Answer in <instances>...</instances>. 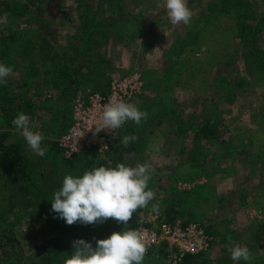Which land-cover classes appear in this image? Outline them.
Listing matches in <instances>:
<instances>
[{
  "label": "rangeland",
  "instance_id": "obj_1",
  "mask_svg": "<svg viewBox=\"0 0 264 264\" xmlns=\"http://www.w3.org/2000/svg\"><path fill=\"white\" fill-rule=\"evenodd\" d=\"M3 3L24 5L26 10L16 11L27 14L10 29L16 36L8 43L11 51L0 52V63L12 68L0 85V127H6L0 135L7 134L0 146L22 149L36 188L29 196L20 192L19 178L2 161L0 150V264H16L18 258L21 264H66L70 257L53 245L52 220L65 228L68 240L82 238L93 246L114 232H99V223L67 225L51 211L50 201L66 174L82 175L99 164L119 163L153 169L149 188L154 198L141 208L140 219L152 215L166 221L167 206L180 200L175 212L181 216L174 221L198 223L211 233L206 231L212 238L206 253L171 263L167 255L154 256L148 250L143 264H248L231 259L236 245L249 248L250 264H264V249L254 240L264 225V70L258 75L246 61L248 56L254 62L264 57V0H186L192 12L188 25L170 22L165 0H0V6ZM88 12L106 24L84 35L79 19ZM208 17L212 22L197 45L193 33ZM240 22L259 29L246 34L239 30ZM4 23L0 20V39L9 34ZM118 26L126 29L123 34L112 33ZM81 45L95 48L84 49L87 56L80 51L72 67L69 57ZM88 61L92 64L86 67ZM135 74L142 89L133 104L147 116L139 125L128 121L122 126L115 143L121 161L115 162L110 152L93 153L78 163L57 153L37 156L12 124L20 103L28 102L32 130L43 133L47 151L49 136H55L61 123L62 97L71 95L64 103L69 120L78 92L105 93L114 79ZM206 121L221 125L210 140L196 135L195 127ZM133 135L137 139L127 147L120 142ZM9 230L15 247L6 243ZM5 249L10 250L7 256Z\"/></svg>",
  "mask_w": 264,
  "mask_h": 264
},
{
  "label": "clouds",
  "instance_id": "obj_2",
  "mask_svg": "<svg viewBox=\"0 0 264 264\" xmlns=\"http://www.w3.org/2000/svg\"><path fill=\"white\" fill-rule=\"evenodd\" d=\"M165 6L173 25L190 23L192 12L186 0H165ZM11 73L10 66L0 63V85L6 83ZM146 116L147 113L133 103L117 100L104 105L99 123L93 125L96 133L104 129L112 132L128 121L139 125ZM12 124L22 133L33 153L43 157L45 137L42 132L32 130L29 116L20 112ZM136 139L134 135L124 136L120 142L127 147ZM151 147L159 151L158 145ZM152 172L147 165L119 163L115 166L99 164L82 175L66 174L59 189L53 193L51 211L67 225L103 223L108 218L125 225L138 208L146 207L153 200L154 192L149 188ZM153 211L158 212L159 208L154 207ZM148 246L134 229L114 231L106 238L96 240L95 246L80 238L72 241V254L66 264H143ZM231 259L250 264L253 255L248 247L236 245L231 251Z\"/></svg>",
  "mask_w": 264,
  "mask_h": 264
},
{
  "label": "trees",
  "instance_id": "obj_3",
  "mask_svg": "<svg viewBox=\"0 0 264 264\" xmlns=\"http://www.w3.org/2000/svg\"><path fill=\"white\" fill-rule=\"evenodd\" d=\"M20 7V9H27V7H25L24 5L22 6H18ZM17 5L16 4H1L0 6V20H2L4 23V26L8 29L9 31V34L7 35V37H2L0 39V49H3L2 51H0L2 54L1 55H4V52H6L7 50L10 49L11 51V45L10 44H13V42L16 40V36L15 35H12L13 33L11 32L13 28V26L15 25V22H17V20H19L20 17H22L23 15L27 14H20L18 13L16 10L18 9ZM218 7L217 4H214L213 5V9L215 10L216 8ZM248 15V14H247ZM241 16H238V21H241ZM212 18L208 17V18H205V20H202L200 21V24H201V27L198 25L196 31L193 33L194 37H193V40L197 43H199V40L202 39V35H204L205 33V30L207 29V27L209 26V23H211L212 21ZM243 20H246V17L243 19ZM79 21L81 22L82 24V27L80 28L82 33L84 35H87L88 32L90 30H93V31H96L98 29H100L101 27H105L103 26L104 24H106L105 22L99 20H94V17L91 15L89 16V12H88V15H85L84 13H82L81 15V20L79 19ZM240 26H239V30L240 31H244L248 33H256L257 30L259 29L258 27H251L249 25H245L244 22H240ZM110 25V26H108ZM106 27H113L112 25L113 24H108ZM256 25H259L258 23ZM121 26V24H120ZM122 27V26H121ZM121 27H117L116 30H113V34H123L124 31L126 29H123ZM115 29V27H114ZM121 29V30H120ZM107 32V31H106ZM10 43V44H8ZM18 44V43H17ZM16 44V45H17ZM188 47V46H186ZM90 48H95V47H90L89 46V49L83 45L79 46V47H76L75 48V52L74 50L72 51V56L69 57V59L72 61L71 62V65L73 67V64H74V61L76 56L78 55V53L81 51L84 55H86L87 53H85L84 49L86 51L90 50ZM257 50V49H256ZM261 51H258L257 50V54L260 55ZM87 56V55H86ZM248 58L246 61L249 63V62H252L253 66L255 67V70H257L258 72V75H262L263 74V70H264V61L263 58L262 60H260V57H259V60L257 62H254V60L251 61V58L246 57ZM108 60H104L103 59V62L102 63H107ZM66 63V62H65ZM89 64H92L90 61H88L87 63H85L84 65L87 67L89 66ZM82 65V64H81ZM69 73H71L70 71H67V73L65 75H70ZM69 81H71V78L69 79ZM72 83L69 82L70 86L71 84H73V81H71ZM69 86V87H70ZM95 92H98L100 94H105V93H102V92H99V91H95ZM70 94L67 93L63 98V100H61V106L59 107L58 111H59V115H60V124L57 126V130H56V134L55 136L53 137L52 135L49 136L50 139H48L47 141V144L50 145V147L47 148V151H46V154H52V153H57L61 155V151L58 149L57 145L51 140H56L58 139L61 135H63L69 128L70 124H71V117L70 119H66L65 118V111H64V103L68 102L70 100ZM21 105H19L18 107V110H20V112H23V113H29L28 109H30V104L28 102H25V101H22L20 103ZM9 123V122H8ZM7 123V124H8ZM6 124V123H5ZM8 126V125H7ZM9 127V126H8ZM221 125L218 123V122H203L201 123L199 126H196L195 127V130H196V135L198 138H201V139H206V140H210L212 139L213 137L217 136L219 131L221 130L220 129ZM122 128H119L118 129V133H117V136L116 138L113 140V142L110 144L109 146V149L104 151L105 154H109V152L111 153V157L114 159L115 162L117 161H121L122 159V154L118 152L117 150V147L115 146V143L117 141V139L121 136L122 134ZM0 129H6L5 126H2L0 127ZM7 135V134H6ZM6 135H0V140L3 142V140H5V137ZM53 142V143H52ZM220 143H225L224 141H219ZM243 145L241 144V147ZM252 146V145H250ZM235 147V146H234ZM0 150H1V159L2 161L7 165V167L11 170V173L16 176L17 178H19V181L21 183L20 185V192L23 194V195H28L31 194V190L30 189H35L36 188V184L33 182V178H32V175L30 174V172L28 171V165H27V159L24 155V153L22 152V149L18 146V145H13V144H10V145H6L5 143H2V145L0 146ZM99 154L98 153V150L96 148H92L90 150H87L85 152H82L80 155L76 156L73 160V162L75 163H78L76 162L77 160L79 159H82V158H89V156H95L94 154ZM195 153V152H194ZM119 154V157L116 158L115 156H117ZM201 154V153H200ZM197 158V160H201L203 161L205 158L204 156L200 157L199 155H196L195 156V159ZM204 158V159H203ZM72 162V164L70 165H74ZM76 166V164L74 165ZM180 200L178 201H175L173 203H170L166 210H165V213L167 214V219L166 221H174L175 219H177L175 216L180 215V213L178 212H175V208L178 207L181 203L179 202ZM152 202V201H150ZM155 204V202H154ZM142 213V209L141 208H138L132 215V218L130 219V221L127 223V224H123V223H117L114 219L112 218H108L105 222L103 223H99L101 224L98 225L96 227V230L98 228V231L101 232V233H104V232H107V231H110V230H113V231H127L129 229H136L138 227V223H139V220H140V214ZM174 216V217H172ZM48 219H51V218H48ZM189 222V221H188ZM51 224V226H49L51 228V231H52V234H55V236L53 237V245L55 246L56 245V248L58 249H61V250H65L64 253L65 255H67L68 257H70V255L72 254V241L68 240L67 239V231L65 230V228H61L59 224H57V222H55L54 220L50 221L49 222ZM95 224H98V223H95ZM10 226H12L10 224ZM13 227V226H12ZM48 227V228H49ZM63 229V230H62ZM95 230V231H96ZM207 231V230H206ZM8 233V236L6 238V243L10 242L11 245L13 247H15V240H14V235L12 234L13 231L12 230H9L7 231ZM207 233L209 235H211V233L209 231H207ZM51 234V235H52ZM90 236H93L92 234H90ZM73 238V236H70ZM254 240H256V242L259 244V247L260 248H263L264 249V225H261L258 227L257 231L254 233ZM7 246V244H5ZM14 249V248H13ZM159 252V253H158ZM4 253H5V256H7L9 253H10V250H4ZM149 253L153 254L154 256L156 254H160V253H163L166 255L164 249H160V248H151L149 250ZM156 253V254H154ZM14 255H20L19 254V251L16 250L14 252ZM192 258H195V256L193 257H186V259L184 260H189V259H192ZM183 260V261H184ZM23 262V260L21 258H18L17 259V262L16 264H21ZM186 262H189V261H185L184 263ZM13 263V262H12ZM11 262H5V264H12Z\"/></svg>",
  "mask_w": 264,
  "mask_h": 264
},
{
  "label": "built area",
  "instance_id": "obj_4",
  "mask_svg": "<svg viewBox=\"0 0 264 264\" xmlns=\"http://www.w3.org/2000/svg\"><path fill=\"white\" fill-rule=\"evenodd\" d=\"M141 89L140 77L135 74L124 79H114L105 94L92 90L78 92L72 100L71 124L55 141L64 159L72 161L92 148H96L98 153L108 150L118 129L112 132L104 129L96 133L93 124L99 123L104 105L117 100L133 103ZM135 230L149 245L146 253L151 248L164 249L171 263H180L186 257L201 255L211 248L212 238L200 224L194 222H168L148 215L139 220Z\"/></svg>",
  "mask_w": 264,
  "mask_h": 264
}]
</instances>
